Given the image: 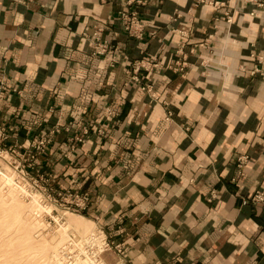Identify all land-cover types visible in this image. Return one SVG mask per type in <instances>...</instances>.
<instances>
[{"label":"crops","instance_id":"crops-1","mask_svg":"<svg viewBox=\"0 0 264 264\" xmlns=\"http://www.w3.org/2000/svg\"><path fill=\"white\" fill-rule=\"evenodd\" d=\"M0 125L126 263L264 264V0H0Z\"/></svg>","mask_w":264,"mask_h":264},{"label":"rangeland","instance_id":"rangeland-1","mask_svg":"<svg viewBox=\"0 0 264 264\" xmlns=\"http://www.w3.org/2000/svg\"><path fill=\"white\" fill-rule=\"evenodd\" d=\"M53 138L39 135L23 147L0 125V264H128L123 244L83 212L90 195L58 192L46 176L41 160ZM83 198L84 206L76 201Z\"/></svg>","mask_w":264,"mask_h":264},{"label":"built area","instance_id":"built-area-1","mask_svg":"<svg viewBox=\"0 0 264 264\" xmlns=\"http://www.w3.org/2000/svg\"><path fill=\"white\" fill-rule=\"evenodd\" d=\"M28 2H34L35 0H27ZM119 20L121 21V24L123 26L124 31L127 33L129 37L140 39L143 36L144 30H145V24L143 21L139 19V16L136 12H132L129 14L121 15ZM102 49H105L102 45ZM138 69V67H136ZM134 81L137 82L138 79L134 78ZM43 144V142H41ZM44 147V146H42ZM76 201H79L81 205H85L88 201L87 198L83 199H77ZM253 202H264V194L262 193H256L252 197Z\"/></svg>","mask_w":264,"mask_h":264},{"label":"bare ground","instance_id":"bare-ground-1","mask_svg":"<svg viewBox=\"0 0 264 264\" xmlns=\"http://www.w3.org/2000/svg\"><path fill=\"white\" fill-rule=\"evenodd\" d=\"M80 219H82V220H85L84 218H82V217H79Z\"/></svg>","mask_w":264,"mask_h":264}]
</instances>
